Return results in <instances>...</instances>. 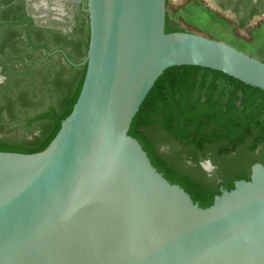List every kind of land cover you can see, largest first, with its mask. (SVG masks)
Instances as JSON below:
<instances>
[{
  "label": "water",
  "instance_id": "95a60500",
  "mask_svg": "<svg viewBox=\"0 0 264 264\" xmlns=\"http://www.w3.org/2000/svg\"><path fill=\"white\" fill-rule=\"evenodd\" d=\"M83 81L41 151L0 150V264H264V165L200 207L128 134L173 65L264 91V61L215 38L166 31V0H87Z\"/></svg>",
  "mask_w": 264,
  "mask_h": 264
},
{
  "label": "trees",
  "instance_id": "16d2710c",
  "mask_svg": "<svg viewBox=\"0 0 264 264\" xmlns=\"http://www.w3.org/2000/svg\"><path fill=\"white\" fill-rule=\"evenodd\" d=\"M174 24L166 15L165 30L171 31ZM33 64L22 61L23 71L18 73L26 76L19 79L25 82L23 88L17 98H6L0 106V112L6 110L11 117L14 111L23 116L14 125L0 113L1 151L43 150L78 96L85 64L51 59ZM20 129L25 134L14 135ZM128 134L140 142L151 163L171 183L181 185L200 207H208L219 191L215 186L203 187L198 179L204 174L200 157L242 160L243 169L231 171L235 172L227 179L226 190L234 187V178L249 179L250 163L264 162V91L220 70L173 65L147 92ZM160 145L168 147L160 150ZM184 154L192 156L194 166L185 162Z\"/></svg>",
  "mask_w": 264,
  "mask_h": 264
},
{
  "label": "flooded vegetation",
  "instance_id": "af4514ba",
  "mask_svg": "<svg viewBox=\"0 0 264 264\" xmlns=\"http://www.w3.org/2000/svg\"><path fill=\"white\" fill-rule=\"evenodd\" d=\"M170 1L166 0V7ZM189 1L193 2L181 0L180 3ZM194 1L227 17L237 28L248 30L258 23H264V0ZM170 21L175 23L169 27L171 31L183 30L178 24L179 21ZM88 23L87 0H0V106H3L6 98H17L18 90L23 88L25 82L19 79L26 76L18 73L23 71L22 61L29 64L34 61L33 66L38 61L49 59L60 60L62 63L75 60L78 62H73L74 64L81 62L88 46ZM0 113L14 125L20 124L23 119L16 111L13 117L8 115L6 110ZM18 131L20 134L26 132L21 129ZM167 147L168 145H160L159 149ZM259 149L261 146L255 152ZM184 156L188 165H195L191 155ZM208 161L214 165L210 173L205 171ZM255 163L264 165L261 160L250 163L246 173L248 178ZM198 164L204 171L198 178L202 186H215L219 194L226 189L227 179L235 172L231 171L242 170L244 165L239 159L229 161L211 156L200 157ZM241 179L244 178H234L232 183ZM215 195L217 194L215 193L214 197Z\"/></svg>",
  "mask_w": 264,
  "mask_h": 264
},
{
  "label": "rangeland",
  "instance_id": "374dc122",
  "mask_svg": "<svg viewBox=\"0 0 264 264\" xmlns=\"http://www.w3.org/2000/svg\"><path fill=\"white\" fill-rule=\"evenodd\" d=\"M180 1L171 0L166 7V13L171 20L179 21L178 24L183 30L225 41L264 61V23H255L248 30L237 28L227 17L212 12L194 0L185 4ZM14 135L20 136L19 131Z\"/></svg>",
  "mask_w": 264,
  "mask_h": 264
},
{
  "label": "clouds",
  "instance_id": "9594fccd",
  "mask_svg": "<svg viewBox=\"0 0 264 264\" xmlns=\"http://www.w3.org/2000/svg\"><path fill=\"white\" fill-rule=\"evenodd\" d=\"M213 168H214V165H212L211 162L208 161L207 162V167H205V171L210 173L213 170Z\"/></svg>",
  "mask_w": 264,
  "mask_h": 264
}]
</instances>
